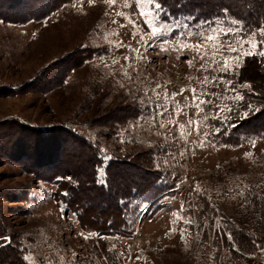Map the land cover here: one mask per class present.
Returning a JSON list of instances; mask_svg holds the SVG:
<instances>
[{"label": "rangeland", "instance_id": "obj_1", "mask_svg": "<svg viewBox=\"0 0 264 264\" xmlns=\"http://www.w3.org/2000/svg\"><path fill=\"white\" fill-rule=\"evenodd\" d=\"M75 3L76 7L70 2L63 3L47 19L21 25L0 22V87L24 86L27 91L15 97H0V121L17 119L43 129L68 125L97 143L104 150L103 155L111 157L106 163L133 150L151 148H157L159 163L162 144L165 148H172L176 155L167 157V165L160 167L166 173L164 178L167 181L160 182V186L166 188L163 194L153 201H126L128 207L129 203L134 207L142 205L140 212L144 214L137 219L134 210L131 215L125 210L128 228H123L119 234L99 235L81 230L77 216L56 199L55 185L36 184L31 177L21 173L20 165L3 158L0 151V187L11 193L24 189L30 192V202L26 205L0 204L11 230L20 236L26 260L30 264H228L230 251L222 239L224 233H228L225 229L229 223H238L259 214L255 197L245 203L249 190L264 197V136H241L238 143H230L227 141L229 128L224 133L223 127L213 124L215 119L201 122L195 107L182 111L171 124L165 121L161 128L149 119L147 106L149 97L154 101L157 99L153 89L159 94V103H164L165 92L170 101L180 104L186 99L191 104V89L215 92L213 76L223 77L226 82L230 80L226 77L228 72L215 71L218 65L212 60L222 64L225 57L213 54V42L198 50L145 48L141 35L148 43L152 37L146 34L148 30L140 16L131 15L135 11V0H114L112 5L106 0H94L89 5L85 0L83 8L79 6V0ZM125 16L137 28L134 29L133 23H129ZM231 21L221 19L215 23L222 22L225 28H242L239 23L232 25ZM255 40L259 41L257 36ZM192 43L196 44L194 37ZM86 48L97 49L101 55L72 70L58 88L46 92L37 89L36 83L47 88L56 79V70H47L48 67ZM130 49L138 50L135 58ZM248 49L246 43L231 53L227 61L232 69L230 72L249 56ZM259 50L260 45L255 51ZM238 52L240 58L236 61L232 57ZM66 65L67 62L60 67ZM205 76L209 77L207 83ZM224 88L225 84L221 83V96L225 95ZM181 89L185 91L179 94ZM174 93L178 95L173 98ZM227 95H238L232 83ZM233 100L221 102L222 106H228L219 114L222 125ZM129 106L140 109L143 115L137 122L119 127L113 134L107 127L112 125L111 122L104 128L86 124L114 107ZM189 119L194 123L190 129L183 130L186 139L178 141L180 148H176L172 138L180 131L178 126L186 124ZM197 122L201 128L199 135ZM216 128L220 129L219 134L202 135L205 130L212 133ZM250 139L256 141L255 145L249 142ZM180 149H183L182 155ZM197 186L201 191H195ZM240 190H244L243 196L237 195ZM205 201L211 216L200 222L198 215L207 210ZM20 206L21 217L9 214L8 210L15 211ZM25 208L28 214L23 215L22 209ZM101 242L108 246V252L114 258L106 255ZM121 253L124 257L117 260ZM129 253L131 259L127 258ZM138 256L141 258L137 259ZM250 262L264 264V254L248 255L240 264Z\"/></svg>", "mask_w": 264, "mask_h": 264}, {"label": "trees", "instance_id": "obj_2", "mask_svg": "<svg viewBox=\"0 0 264 264\" xmlns=\"http://www.w3.org/2000/svg\"><path fill=\"white\" fill-rule=\"evenodd\" d=\"M65 2L70 0H0V22L21 25L47 19ZM159 3L164 12L173 17L194 18L191 21L193 25L200 21L231 19L239 22L244 34L264 25V0H159ZM161 19L167 20L168 16H162ZM256 36L258 40L261 39L260 33L257 32ZM262 48L264 45H260ZM99 52L92 48L79 49L77 53L56 61L47 69L56 70V79L47 88L36 83L37 89L46 92L58 88L72 70L94 60L101 55ZM66 62V67H60ZM226 77L231 81L235 93L243 99L230 103L225 126L220 117L213 124L223 127L224 133L229 128L228 142L238 143L241 136H264V57L258 54L246 56ZM245 84L248 86L241 87ZM25 93L24 86L0 87V97H15ZM104 113L100 117H93L86 124L104 128L111 122L112 125L107 127L113 134L119 127L135 123L143 115L140 109L133 106L114 107ZM100 150L97 143L68 125L43 129L17 119L0 121V151L3 158L20 165L21 173L31 177L36 184L55 185L56 199L77 216L81 230L114 235L128 228L126 201L156 199L166 191L165 187L160 186L161 176L163 174L165 177L166 173L157 170V148L133 150L108 163L100 158L103 155ZM98 166L104 168L106 185L97 182ZM174 180L177 183V176ZM1 202L26 205L30 202V192L24 189L19 193H11L0 187ZM207 204L205 201L207 210L198 215L200 222L210 219L211 211ZM255 204L259 213L256 217L229 223L228 229H225L232 237L230 242L226 233L222 237L225 247L230 251L228 264H240L247 260L248 255L264 254V200H256ZM8 211L14 217H21V206L15 211ZM22 213L26 215L28 210L22 209ZM16 234L11 230L0 206V264H30L25 258L26 251L20 236ZM3 238H9L10 243ZM216 244L219 246V241ZM101 245L106 255L114 258L108 252V246L102 242ZM97 249L95 247L99 254Z\"/></svg>", "mask_w": 264, "mask_h": 264}, {"label": "snow or ice", "instance_id": "obj_3", "mask_svg": "<svg viewBox=\"0 0 264 264\" xmlns=\"http://www.w3.org/2000/svg\"><path fill=\"white\" fill-rule=\"evenodd\" d=\"M85 0H79V6L81 8L84 7ZM109 5L114 3V0H106ZM70 3L73 7H76L75 0H70ZM89 5L94 3V0H87ZM127 6L132 7L131 4ZM148 10L145 11L144 9ZM226 11V10H225ZM118 15H125L124 13H118ZM131 15H139L140 19L143 21V26L147 28V33L152 37L150 43L144 41L143 35H141V43L145 48H157L159 51H166L168 47H172L174 50H185L192 49L198 50L202 45L207 44L208 42H213L212 46L214 49V55L219 53L221 56L225 57L224 63H220L219 61L212 60V63L217 64L218 67L215 71L220 72H230L232 69L228 65V58L231 57L232 52H236L238 48H243L244 44L249 45V49L247 51V55L258 54L261 57H264V48L260 49L258 52L255 50L259 45H264V25H262L259 29L252 30L250 32H246L244 35H240L241 32H244L242 28L239 27H223L221 23H215L213 21H200L197 25H192L191 21L192 17L184 18L181 20L179 17H173L170 13H165L162 5L159 3V0H135V11L131 13ZM168 16L167 20H161L162 16ZM128 19L129 23H133L128 16H125ZM232 25H237L238 21H231ZM134 29L137 28V25L133 23ZM259 32L261 34V39L259 41L255 40L256 33ZM133 35H136L134 31ZM195 38L196 44L193 45L192 38ZM130 52L133 53V58H135V54L138 52L137 49H130ZM203 58V57H202ZM240 58V53L238 52L237 56L232 57V59L238 61ZM191 63V61H188ZM204 71H208L207 68L203 69ZM209 80L208 76H205V83ZM212 82L216 86L215 92H206V91H197L196 89H191L192 97L191 104L188 103L186 99L183 104L179 102L170 101L167 92L164 93V103H159V94L155 92L153 89V94L157 97L154 101L151 97H149L147 101V106L149 110V119L154 120L156 123L160 125L161 128L165 126V121L169 124L173 123L175 118L179 116V114L187 109L188 107H195L198 109L197 116L200 118L201 122H206L209 119H217L219 118L220 112L224 111L227 108V105L222 106V100L234 99V100H242L243 97L240 95H236L235 97H229L227 92L229 91V87L231 81H224L223 77L217 78L216 76L212 77ZM221 83L225 84L224 93L225 95L221 96L219 86ZM248 85H241V87H247ZM159 87V85L157 86ZM147 89L145 90V95L147 96ZM184 89H181L179 94H182ZM234 91V90H233ZM178 95V93L173 94V98ZM199 101V102H197ZM204 105L205 107H201ZM212 106V107H207ZM230 110V109H229ZM204 113L203 116L200 114ZM167 114V115H165ZM187 115V112H184ZM163 117V119H161ZM226 119V117H225ZM194 121L189 119L186 124H180L178 127L180 131H178L177 135L172 138L173 144L176 148H180L178 141L186 139L184 134L185 128H191ZM223 123V120L221 121ZM209 127H211L209 125ZM197 134H201L200 122H197L196 128ZM220 129L216 128L212 133H209L205 130L202 135L204 137H208L209 135H217L219 134ZM167 139V138H166ZM253 145H255V140L250 139L249 141ZM203 146V144L201 145ZM101 153H104V150H100ZM183 154V149H180V153ZM176 153L172 148H165V146L161 145V153H160V162L157 164V170H160L161 165H167L168 160L167 157L173 156L175 157ZM250 155V154H246ZM102 160L111 159L110 156L106 154L100 157ZM161 180L163 182H167L162 174ZM97 182L100 184L106 185V174L104 172L103 166H98L97 168ZM178 187V185H177ZM247 187V186H246ZM175 190V189H172ZM195 191H201L199 186L195 189ZM203 194V193H201ZM237 195L243 196L244 190H240ZM255 197L257 201L264 200V197H261L258 193H253L249 190V198L245 201V203H250L251 198ZM143 207H134L133 204L129 203V207L126 210L129 215L135 211L137 215V219L142 216L144 213L140 212V208ZM183 210V209H182ZM146 211V209H145ZM190 219V217H189ZM229 240L232 239L231 234L227 233ZM87 238V237H85ZM8 240L9 238H3ZM124 257V253H121L117 260H120ZM27 258V257H26ZM128 259H131L130 253L128 254ZM141 257H137L140 259Z\"/></svg>", "mask_w": 264, "mask_h": 264}]
</instances>
